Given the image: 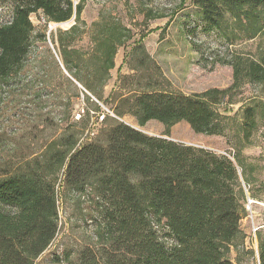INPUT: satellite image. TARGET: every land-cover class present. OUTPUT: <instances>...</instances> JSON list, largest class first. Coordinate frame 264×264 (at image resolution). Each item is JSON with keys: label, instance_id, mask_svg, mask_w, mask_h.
I'll list each match as a JSON object with an SVG mask.
<instances>
[{"label": "rangeland", "instance_id": "obj_1", "mask_svg": "<svg viewBox=\"0 0 264 264\" xmlns=\"http://www.w3.org/2000/svg\"><path fill=\"white\" fill-rule=\"evenodd\" d=\"M73 1L83 5L80 22L75 15L45 27L42 16L32 15V51L15 78L0 80V174L39 165L56 184L57 234L32 264H77L84 247L106 244L95 183L83 191L70 188L64 180L67 159L54 165L52 160L55 153L69 156L86 142L106 143L107 131L119 121L231 158L238 169L242 219L241 234L226 255L233 264H262L264 82L241 75L236 88L214 105L222 124L215 135L196 133L186 121L150 120L142 126L135 97L148 90L191 95L233 86L229 61L240 57L264 64V25L248 36L228 16L221 33L206 31L193 0ZM13 7L0 2V24L12 19ZM76 24L77 32L65 34ZM111 36H116L115 64L109 75L94 77L93 55L104 53ZM64 54L79 64V77L87 81L71 75ZM247 107H253L256 120L249 137L243 126Z\"/></svg>", "mask_w": 264, "mask_h": 264}, {"label": "trees", "instance_id": "obj_2", "mask_svg": "<svg viewBox=\"0 0 264 264\" xmlns=\"http://www.w3.org/2000/svg\"><path fill=\"white\" fill-rule=\"evenodd\" d=\"M0 2L14 5L12 19L0 24V80L7 82L20 73L32 51L33 14L42 16L46 27L74 15L80 22L83 9L82 3L73 0ZM193 3L202 12L206 31L221 33L228 16L248 36L264 25V0ZM78 29L73 25L65 34L71 37ZM108 42L102 55H93L94 77L109 75L115 64L116 36ZM63 59L71 75L87 81L79 77L77 62L69 61L66 54ZM229 62L235 75L231 87L191 95L140 92L135 97L139 124L186 121L196 133L221 134L214 105L236 88L241 75L250 82H264L262 62L240 57ZM244 112L243 126L249 137L256 126L254 109L247 107ZM105 141L83 143L69 156L55 153L52 160L54 165L67 159L64 180L70 188L83 191L93 181L101 200V226L107 242L84 247L77 264H233L226 248L241 234L242 214L236 190L238 169L231 158L146 133L123 121L109 128ZM57 218L55 181L39 165L0 174V264H32L55 238ZM261 260L264 264L263 249Z\"/></svg>", "mask_w": 264, "mask_h": 264}, {"label": "crops", "instance_id": "obj_3", "mask_svg": "<svg viewBox=\"0 0 264 264\" xmlns=\"http://www.w3.org/2000/svg\"><path fill=\"white\" fill-rule=\"evenodd\" d=\"M150 122V121H149ZM134 126V125H133ZM135 127V126H134ZM136 128H138V127H136ZM138 129H140V128H138ZM141 130V129H140ZM143 131V130H142ZM147 133H149V132H147Z\"/></svg>", "mask_w": 264, "mask_h": 264}, {"label": "water", "instance_id": "obj_4", "mask_svg": "<svg viewBox=\"0 0 264 264\" xmlns=\"http://www.w3.org/2000/svg\"><path fill=\"white\" fill-rule=\"evenodd\" d=\"M73 18H75V15H74V17ZM130 125V124H129ZM132 126V125H131Z\"/></svg>", "mask_w": 264, "mask_h": 264}]
</instances>
